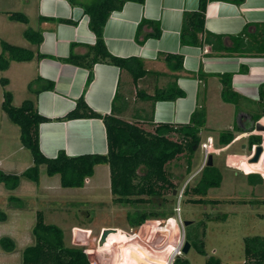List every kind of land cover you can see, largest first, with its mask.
I'll return each mask as SVG.
<instances>
[{
  "label": "crops",
  "instance_id": "crops-1",
  "mask_svg": "<svg viewBox=\"0 0 264 264\" xmlns=\"http://www.w3.org/2000/svg\"><path fill=\"white\" fill-rule=\"evenodd\" d=\"M14 1L17 0H9ZM24 2L23 13L27 16L28 23L31 22L30 17L34 18L35 26L32 28L41 31L42 40L37 47L30 45L23 40L22 31L26 25L18 23L21 24L23 38L18 45L33 50L36 48L43 57L23 62L12 61L6 70H0V77L8 79L5 88L11 91L14 105H19L25 98L16 100L11 90L12 80L9 71L13 66L18 69L17 75H20L19 71L22 72L25 87L30 80L37 77L54 83L53 89L41 90L36 95L28 93L34 99L36 111L48 119L38 126L39 149L46 157H55L58 151L65 152L67 156L102 154L107 151L105 127L100 118L61 119L75 106L80 95L94 112L101 115L114 114L147 131H153L154 126L160 123H188L196 106L206 110L205 122L200 133L208 122L221 124V121L227 120V115H231L230 120L233 119L230 128L234 124L242 129L252 127L253 123L248 115V108L244 106L246 103L244 99L251 101L252 104H257L260 100L259 91L264 84V53L258 55L227 51L213 53L211 46L205 42L200 46L181 44L183 13L197 10L198 0H144L143 3L126 1L121 9L112 11L103 27L106 49L117 57L138 59L145 72L133 81L126 69L95 62L92 66V78L88 83H86L88 70L85 67L61 60L67 57L70 50L82 54L94 44L95 36L88 27V18L83 14L82 8L71 5L68 0ZM5 9L3 6L0 7V19L4 16L2 13ZM60 18L69 22H59ZM142 19L159 24V37H147L143 42L137 40L135 30ZM8 22L0 24V31L4 35L6 33L8 39L15 38V28L11 23L13 21ZM258 23H264V0H242L240 3L233 0H208L204 12V32L199 34V38L204 41L206 32L216 34L222 36L223 46L230 47L231 37L241 35L247 25ZM151 30L150 25L143 24L138 38H142V34ZM166 54L181 56L182 69L169 70L164 61ZM226 74L231 75V90L242 97L240 99L242 104L238 109L232 103L221 99V75ZM173 77L184 92V96L174 100L152 101L148 98L156 89L165 87ZM2 98L3 87L0 84V170L20 174L25 168L23 163L19 164L18 156L14 155L18 147L13 152L9 146L18 145L19 127L2 110ZM237 115L241 121L243 116L246 119L242 126L235 120ZM247 134L248 132H245V135ZM243 156L245 155L239 153L236 157ZM30 163L32 164V159ZM247 163L254 164L248 159ZM248 164L249 170L244 171L245 175L258 172L264 179L263 170H255L252 167L250 169ZM228 166L237 170L235 165ZM39 168L40 175L42 165ZM24 179H21L19 187L22 186ZM7 191L12 190L0 184V197L8 199Z\"/></svg>",
  "mask_w": 264,
  "mask_h": 264
},
{
  "label": "trees",
  "instance_id": "trees-1",
  "mask_svg": "<svg viewBox=\"0 0 264 264\" xmlns=\"http://www.w3.org/2000/svg\"><path fill=\"white\" fill-rule=\"evenodd\" d=\"M126 1L144 2V0H68L71 5H78L82 8L83 14L88 18V27L94 34L95 41L86 52L76 54L70 50L67 57L61 60L85 67L88 70L86 83L92 78V66L95 62H104L124 68L131 74L133 81H136L145 72L138 59L112 55L106 49L103 41V27L108 16L112 11L121 9ZM207 1L198 0L197 10L183 13L180 29L181 44L200 46L202 42H205L211 46L213 53L221 51L253 55L264 53V23L247 25L241 35L231 37L232 46L230 47L221 44L222 36L209 32L205 33L204 41H201L199 34L204 32V12ZM233 1L240 3L242 0ZM6 17L8 20L25 24L26 26L22 31L23 37L30 45L34 47L39 45L42 40L41 31L29 26L28 18L23 12H8ZM58 21L69 22V20L61 18ZM143 24L150 25L152 30L142 34V38H138L139 34L141 35ZM135 33L137 40L143 42L147 37H159L160 27L155 21L142 19L138 23ZM42 57L43 55L38 53L36 48L33 50L4 40L0 41V70H6L11 61L23 62ZM164 61L169 70L179 71L182 69L181 56L166 54ZM230 78V74L221 75L220 96L223 101L232 103L238 109L242 104L240 102L242 97L231 90ZM7 83V78L0 77V84L3 87L1 108L9 119L19 127L20 141L30 151L32 164L20 174L5 173L0 170V184L6 189L16 188L22 178L38 182L40 165L45 166L48 176L58 174L62 187H82L85 179L93 175L95 165L107 164L113 200L116 203L137 207L134 211L128 212L126 216L130 226H139L150 217L169 216L157 209L139 210L138 205L149 203L151 206H159L156 199H160L162 200L160 205L163 206L164 190L170 188L173 191L175 189L165 165L180 154L186 153L189 159L192 158L194 152L201 145L200 131L205 122V113L202 107L196 106L188 123H160L154 126L153 131H147L114 114L101 115L94 112L87 106L83 96L80 95L75 106L61 119L100 118L105 127L107 151L102 154L86 153L77 156H67L65 152L58 151L55 157H46L39 149L38 126L48 119L36 111L34 99L31 97L23 99L19 105H14L11 91L5 88ZM26 87L29 93L36 95L41 90L53 89L54 83L37 77V79L30 80ZM259 92L260 100L257 104H252L251 101L244 99L246 101L244 106L248 108L247 112L252 123L264 115V84L261 85ZM181 96H184V92L178 87L173 77V80L165 87L156 89L152 95H148V98L152 101L158 99L174 100ZM251 129L252 127L242 129L234 124L231 128L220 131L214 144L219 145V147H227L239 133L249 132ZM172 133L177 134L179 138L177 140L172 139L170 137ZM241 141L243 143L239 153L246 155L250 152L253 144L261 142V138L259 135L247 134L242 137ZM199 172L200 175L191 191L199 196L194 199L195 202H205V198L201 196L205 195L209 188L219 187L222 175L214 165L203 164ZM254 176H257L260 182L263 181L257 173L245 175L248 181ZM0 220H5V213L2 211H0ZM187 227L185 230L186 240L199 253L204 254L202 238H193ZM31 233L33 243L22 249L21 264H89L83 249L74 245H67L63 230L58 225L45 223L41 211L36 213ZM243 244L245 261L239 264H264V238L262 236L245 237ZM0 247L4 252L9 253L14 250L15 243L8 236H1ZM172 264H189V262L179 256L174 259ZM206 264L222 263L219 259L210 256L206 260Z\"/></svg>",
  "mask_w": 264,
  "mask_h": 264
},
{
  "label": "rangeland",
  "instance_id": "rangeland-1",
  "mask_svg": "<svg viewBox=\"0 0 264 264\" xmlns=\"http://www.w3.org/2000/svg\"><path fill=\"white\" fill-rule=\"evenodd\" d=\"M24 3V0L14 2L0 0V7L6 8L2 13L4 18L1 17L0 24L11 21L6 17L8 12H23ZM30 20L29 26L34 27V18L30 17ZM11 23L14 25L16 37L8 39L6 33L4 35L0 31V41L4 39L18 45L23 39L21 24L16 21ZM17 70V67L13 66L9 71L12 80L11 90L16 100L29 98L26 83H23L24 77H21L22 72L19 71L20 75H17ZM226 119L221 121V124L208 122L200 133L201 143L208 137L215 142L221 130L230 128L233 120H230L231 115H227ZM235 120L241 126L246 122L244 116L242 121L238 115ZM261 121L264 124V117ZM243 135L245 132L239 133L227 147H219L213 143V148L216 149L211 153L213 165L219 169L222 180L219 187L209 188L207 193L201 196L205 198V202H195L194 199L199 196L191 191L205 161L202 146H199L190 159L185 153L166 163L165 168L175 189L164 190L163 206L160 205L162 200L156 199L159 206L143 203L138 205V209L144 211L157 209L169 216L150 217L139 226H130L126 219L128 212L134 211L137 207L116 203L113 200L107 164H98L94 168L92 177L88 180L86 178L82 187L70 188L60 185L58 174L48 176L45 166L42 165L38 182L24 179L21 187L18 185L12 191H7L8 199L4 196V198L0 197V211L5 213V220H0V237L10 236L15 243L14 250L9 253L4 252L0 247V264H21L22 249L33 243L31 228L37 211L42 212L45 223L58 225L63 230L67 245L86 249L91 254H95L96 249H106L97 253L101 260L104 259L105 264H112L114 259L115 262L120 259L128 264H168L163 258L172 249L182 248L183 241L186 240L187 226L193 238H202L205 253L201 254L194 246H190L186 253H181L177 257L187 259L189 264H206L210 256L219 259L222 264L244 262L243 239L254 235L264 238V179L258 172L263 180L261 182L257 176L251 177L250 181L244 176V171L249 170L247 166L249 153L241 158L236 157L241 151ZM258 135L264 141V132ZM170 137L176 140L179 138L173 133ZM9 146L13 152L18 147L14 155L18 156L19 164L23 163V168L31 164V153L22 145L20 136L18 145ZM235 161L238 163H234ZM228 163L235 165L237 170L230 168ZM248 165L250 169L252 167L264 171V150L258 162L251 164L252 166ZM182 188L183 192L178 201L177 194ZM185 220L192 222L184 225ZM74 228L87 232L81 235L82 242H74ZM105 228H115L116 232L109 233L100 247L98 240L101 231ZM158 230L167 231V237L159 241L160 234H156ZM128 233L129 240L124 237Z\"/></svg>",
  "mask_w": 264,
  "mask_h": 264
},
{
  "label": "built area",
  "instance_id": "built-area-1",
  "mask_svg": "<svg viewBox=\"0 0 264 264\" xmlns=\"http://www.w3.org/2000/svg\"><path fill=\"white\" fill-rule=\"evenodd\" d=\"M261 119L262 118H260L259 120H257L256 122H259L260 124H262V125H264L263 123H262V121H261ZM255 133H258V134H263V132L264 131H254ZM262 141V140H261ZM262 144H263V146H264V141H262ZM201 146H202V149H203V156H204V164H205V162H206V160H207V155L209 154V153H214L215 151H216V149L215 148H213V142H212V139L210 138V137H208L207 138V140L206 141H204V142H202L201 143ZM255 146H256V144H253L252 146H251V152L247 155V158L249 159L253 154H254V149H255ZM263 150H264V147H263ZM229 164V163H228ZM182 192H183V188H182V190L181 191H179L178 192V194H177V199H178V201H180V198H181V195H182ZM178 211H179V208L177 209ZM118 231V230H117ZM129 233H128V235H124V237H126V239L127 240H129L130 238H129ZM181 245V244H180ZM101 250H106V249H96L95 250V254H91V253H89V251L88 250H84L83 249V251H84V253L86 254V257H87V259H88V262H89V264H105V263H103V261H104V259L103 260H101L98 256H97V253L99 252V251H101ZM119 252H120V254H121V249L119 250ZM181 254V249H172L171 251H170V253L167 255V256H165L163 259H166V261H168V264H172L173 263V261H174V259L178 256V255H180ZM150 257V256H149ZM112 264H128V262H122V260H118V261H116L115 262V259L114 260H112ZM142 264H145V263H142ZM151 264V263H150Z\"/></svg>",
  "mask_w": 264,
  "mask_h": 264
},
{
  "label": "water",
  "instance_id": "water-1",
  "mask_svg": "<svg viewBox=\"0 0 264 264\" xmlns=\"http://www.w3.org/2000/svg\"><path fill=\"white\" fill-rule=\"evenodd\" d=\"M255 129L258 130V131H264V125L260 124L259 122H256L255 123ZM262 151H263V147L261 145H256L255 146V149H254V154L248 159L249 162H251V163L257 162L259 160V156H260V154H261ZM205 164L207 166L213 165V160H212V154L211 153H209L207 155V160H206V163ZM191 222H192L191 220H185L184 221V225H188ZM111 232H116V229L115 228H107V229L105 228V229H103L101 231V235H100V238L98 240V246L101 247L104 244L107 235L109 233H111ZM73 233H74V242H82L83 240H82L81 235L82 234H87L86 231H82V230L77 229V228H74L73 229ZM156 234H160V236L158 238L159 241L161 239H164V238L167 237V231H165V230L164 231L158 230L156 232ZM190 246H191L190 242L188 240H184L183 241L182 248H181V253L182 254L183 253H186L189 250ZM100 256H101V254H100Z\"/></svg>",
  "mask_w": 264,
  "mask_h": 264
},
{
  "label": "flooded vegetation",
  "instance_id": "flooded-vegetation-1",
  "mask_svg": "<svg viewBox=\"0 0 264 264\" xmlns=\"http://www.w3.org/2000/svg\"><path fill=\"white\" fill-rule=\"evenodd\" d=\"M256 123V122H255ZM256 129H255V124L253 123V125H252V129L248 132V134H254V135H258V134H256V133H254V131H255ZM256 131H258V130H256ZM256 145H261L262 147H263V144H262V141L259 143V144H256ZM250 152H251V150H250ZM249 152V153H250ZM263 153V151L261 152V154ZM261 154H260V156H259V158L261 157ZM259 161V160H258ZM257 161V162H258Z\"/></svg>",
  "mask_w": 264,
  "mask_h": 264
}]
</instances>
